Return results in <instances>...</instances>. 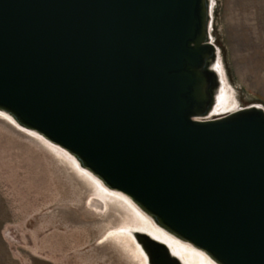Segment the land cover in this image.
<instances>
[{
  "label": "water",
  "instance_id": "95a60500",
  "mask_svg": "<svg viewBox=\"0 0 264 264\" xmlns=\"http://www.w3.org/2000/svg\"><path fill=\"white\" fill-rule=\"evenodd\" d=\"M212 24L213 0H0V115L206 264H264V107L220 110Z\"/></svg>",
  "mask_w": 264,
  "mask_h": 264
},
{
  "label": "rangeland",
  "instance_id": "374dc122",
  "mask_svg": "<svg viewBox=\"0 0 264 264\" xmlns=\"http://www.w3.org/2000/svg\"><path fill=\"white\" fill-rule=\"evenodd\" d=\"M212 36L220 48L224 81L237 101L235 108L253 103L264 107V0H213ZM27 151L39 154L44 178L38 160ZM56 164L62 167L48 144L0 115V264H84L75 251L66 253L74 239L41 229L39 222L42 214L67 207L48 201ZM83 209L97 221L103 218L104 213L89 202ZM80 234V254L105 246L114 252L115 264H141L135 251L116 236L105 240L97 236L81 245Z\"/></svg>",
  "mask_w": 264,
  "mask_h": 264
},
{
  "label": "bare ground",
  "instance_id": "6f19581e",
  "mask_svg": "<svg viewBox=\"0 0 264 264\" xmlns=\"http://www.w3.org/2000/svg\"><path fill=\"white\" fill-rule=\"evenodd\" d=\"M236 103L233 93L226 85L219 100L220 110L235 109ZM49 148L58 156L62 167L57 164L53 167V177L51 176L53 183L51 182V184H53L54 189L52 190V197L48 201L51 203L58 202L60 205H67V207L59 208V211L50 212V214H42L39 222L41 229H52L51 233H58L61 236H68L74 239V246L67 249L66 253L71 250L75 251L76 256L84 260V264H115L117 259H115L114 252L105 246L98 249L92 248L88 252L80 254L77 251V247L80 244L78 240L79 234L82 233V235L80 234V239L81 245H83L89 244L97 236L102 240H105V237L107 238L109 235L115 236L116 233L113 230L117 227H123L126 230L139 228L146 230L162 241L168 242L186 264L207 263L202 261L200 256L189 247L178 244L164 232L154 227L148 219L122 196L101 188L93 178L83 173L76 163L62 151L50 145ZM28 153L34 155L38 160L40 164L39 174L41 178H44V165L39 154L37 152ZM98 200L101 201L99 207H97ZM88 202L91 207H95L104 213L101 220L97 221L83 209L84 203L88 204ZM36 208L38 207H35L34 210ZM78 226L83 227L81 231L73 230L74 227ZM117 235L120 236H116V238L130 245L129 242H126L128 237H124L122 234ZM130 248L134 250L133 246H130Z\"/></svg>",
  "mask_w": 264,
  "mask_h": 264
}]
</instances>
